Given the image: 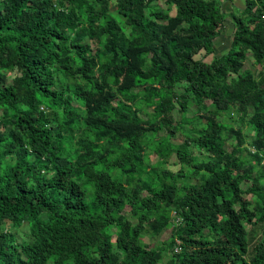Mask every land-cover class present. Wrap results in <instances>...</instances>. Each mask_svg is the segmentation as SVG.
<instances>
[{"label": "trees", "instance_id": "obj_1", "mask_svg": "<svg viewBox=\"0 0 264 264\" xmlns=\"http://www.w3.org/2000/svg\"><path fill=\"white\" fill-rule=\"evenodd\" d=\"M219 1L0 0V264H264V0Z\"/></svg>", "mask_w": 264, "mask_h": 264}, {"label": "rangeland", "instance_id": "obj_2", "mask_svg": "<svg viewBox=\"0 0 264 264\" xmlns=\"http://www.w3.org/2000/svg\"><path fill=\"white\" fill-rule=\"evenodd\" d=\"M220 2V1H219ZM217 2L218 4L221 5V7L226 11V12H232L234 10V8H237V7H242L243 5V1L242 0H221V2L219 3ZM233 33V29L231 28V26L226 23V26H225V30L224 32H222V34L220 35V37H218L215 42H214V46H215V52L217 55L221 54L222 52H224V50H226L227 48H229V44H230V40H231V35ZM244 68H248V69H252V71H255L256 68H259L258 66L255 67L253 65L250 64V61L249 59L246 61L245 63V66ZM177 92L179 93L180 92V88L177 89ZM195 107H190V111L193 113L195 112ZM147 111H151V110H147ZM191 113H189L190 115ZM142 118L146 119V116L144 114L141 115ZM176 116V114H175ZM233 127L234 128H238L239 127V124L238 123H233ZM243 134L245 136H248L250 137V131L248 128L244 127L243 128ZM160 136H164V132H159L157 137ZM183 137H182V134L181 132H176L172 138V141L175 142V143H180L182 141ZM249 141H250V138L248 140V142L244 145V146H248L249 145ZM251 148V147H250ZM156 157H153L152 160H155ZM177 163V159L175 156H170L166 163L163 165L164 169L165 170H171V171H175L177 170V165H175ZM246 185H242V188H245ZM245 198L248 199V200H252V196L250 195H245ZM21 230H25L21 228ZM170 232H171V229L170 227L164 229L159 236H157L156 238H151V235L150 233H145L142 235V238L144 240L145 243H147L150 247H156V246H162L165 247V244L168 240H169V236H170ZM167 260V256H165L163 258V262H165ZM52 261V260H50ZM48 262L47 264H51V262Z\"/></svg>", "mask_w": 264, "mask_h": 264}, {"label": "built area", "instance_id": "obj_3", "mask_svg": "<svg viewBox=\"0 0 264 264\" xmlns=\"http://www.w3.org/2000/svg\"><path fill=\"white\" fill-rule=\"evenodd\" d=\"M177 243H178V242H177ZM175 250H177V248H176Z\"/></svg>", "mask_w": 264, "mask_h": 264}]
</instances>
